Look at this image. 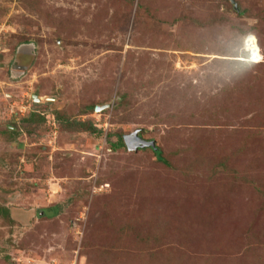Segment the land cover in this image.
I'll use <instances>...</instances> for the list:
<instances>
[{"label":"rangeland","instance_id":"374dc122","mask_svg":"<svg viewBox=\"0 0 264 264\" xmlns=\"http://www.w3.org/2000/svg\"><path fill=\"white\" fill-rule=\"evenodd\" d=\"M234 2L0 0V264H264V0Z\"/></svg>","mask_w":264,"mask_h":264},{"label":"water","instance_id":"95a60500","mask_svg":"<svg viewBox=\"0 0 264 264\" xmlns=\"http://www.w3.org/2000/svg\"><path fill=\"white\" fill-rule=\"evenodd\" d=\"M231 3L234 6V9L237 11V5L235 4L234 0H230ZM36 102H39V99H36L34 97ZM124 143L129 151L132 152H137L140 149H145V148H151L153 150L156 149L155 142L151 141H144L141 137L138 136L137 133H134L128 137H124Z\"/></svg>","mask_w":264,"mask_h":264},{"label":"trees","instance_id":"16d2710c","mask_svg":"<svg viewBox=\"0 0 264 264\" xmlns=\"http://www.w3.org/2000/svg\"><path fill=\"white\" fill-rule=\"evenodd\" d=\"M254 41H255V45L257 46V42H256V40L254 39ZM257 50H258V48H257ZM257 50H255V51H257ZM253 53V50H251V54ZM89 130L90 131H92L93 133L96 131L95 129H93L92 127H90L89 128ZM113 149H118V148H123V147H125V143H124V140H123V138H121V137H119V142H118V144H116V145H113ZM152 151H153V153L155 154V156H156V158H157V160L159 161V162H162V163H164V164H166L164 161V159L162 158V156H161V152L158 150V149H155V150H153V149H151ZM51 212H53V211H51ZM51 212L50 213H48V211L47 212H45L46 214H48V215H46L47 216V218L48 219H53V218H55V216H53V215H56V214H58V212H53L52 214H51ZM50 215V216H49ZM57 216V215H56ZM49 217H51V218H49Z\"/></svg>","mask_w":264,"mask_h":264},{"label":"built area","instance_id":"2783aa9c","mask_svg":"<svg viewBox=\"0 0 264 264\" xmlns=\"http://www.w3.org/2000/svg\"><path fill=\"white\" fill-rule=\"evenodd\" d=\"M251 60H253V61H255V62H258V60H259V57H258V53H253L252 54V58H251Z\"/></svg>","mask_w":264,"mask_h":264},{"label":"clouds","instance_id":"9594fccd","mask_svg":"<svg viewBox=\"0 0 264 264\" xmlns=\"http://www.w3.org/2000/svg\"><path fill=\"white\" fill-rule=\"evenodd\" d=\"M252 61V62H251ZM250 61V63H252V64H257L258 62H255V61H253V60H251Z\"/></svg>","mask_w":264,"mask_h":264}]
</instances>
